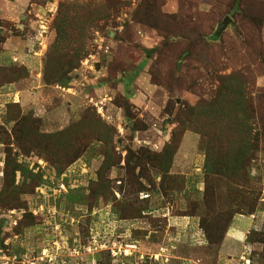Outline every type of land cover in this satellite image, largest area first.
Instances as JSON below:
<instances>
[{"label":"rangeland","instance_id":"1","mask_svg":"<svg viewBox=\"0 0 264 264\" xmlns=\"http://www.w3.org/2000/svg\"><path fill=\"white\" fill-rule=\"evenodd\" d=\"M74 1L105 5L110 19L89 29L88 54L68 85H48L56 21ZM8 38L30 44L38 60L30 69L0 59V85L9 91L20 79L11 88L18 98L0 92V264H264L263 144L247 182L232 183L206 171L207 154L223 151L218 142L183 135L176 123L185 107L214 99L219 76L232 73L264 116V0H0V57ZM203 50L208 66L195 62ZM17 99L20 108L11 106ZM88 111L117 131L119 162L103 196L104 143L82 129L74 144L86 152L68 165V153L40 136L77 125ZM173 138L166 175L158 168ZM211 210L241 213L220 247L201 229Z\"/></svg>","mask_w":264,"mask_h":264},{"label":"trees","instance_id":"2","mask_svg":"<svg viewBox=\"0 0 264 264\" xmlns=\"http://www.w3.org/2000/svg\"><path fill=\"white\" fill-rule=\"evenodd\" d=\"M91 7L92 5L88 3L77 1L63 5L56 21L58 43L53 45L46 59L45 69L47 72L44 74L46 84L60 85L65 83L68 85L71 81L70 75L80 66L88 54L87 35L89 29L99 20L110 19L107 16L109 10L107 6ZM77 30L80 35H74ZM77 44L79 46H76ZM203 52L204 50L200 51L195 62L200 65L205 63L206 65H204L208 66L211 64L210 59L207 58L208 52L205 51V55ZM188 55L190 53L185 52L181 60L186 59ZM6 68L7 66L0 65V72H7L5 71ZM17 80H12L11 83H18ZM219 83L214 99L201 102L194 107H185L181 111V117L176 121L177 129L181 130L183 135L193 130L204 138H212L214 142H218L217 146L223 149L220 153L215 152L214 158H212L211 151L207 154L206 171L209 175L224 177L232 183L236 181L246 183L251 163L255 159V153L260 149L261 144L264 146V116L259 104L256 105L253 94L249 93L248 83L242 76L235 73L219 76ZM5 86L6 84H2L0 88ZM177 87L182 88L181 85H177ZM11 106L20 108L17 103L11 104ZM130 107L131 104L124 105L126 112H129ZM90 116L91 112L88 111L77 125L58 133L41 134L40 136L48 142L47 146L53 145L68 153V165H72L80 159L87 149L85 145L74 144L75 135L89 130L91 136L104 143L106 145L105 160L98 174L100 185L99 189L96 190L98 195L103 196L102 192L109 184V181L105 180V176L119 162L114 146L117 131L102 121L95 122ZM213 121L215 124L212 123ZM218 121L221 124H217ZM215 131L221 135L218 140H216ZM24 139H29L27 133L23 134ZM16 140L18 143L20 138L17 136ZM174 145L176 144L173 138V144L166 148L161 157L164 167L158 168L166 175H170L177 153L178 148H175ZM144 156L145 154L142 153L141 157ZM255 211L256 207L253 204L249 210V215H253ZM210 214L209 217L201 221V229L204 231L210 246L220 247L235 215L241 213H222L211 210ZM184 216L190 217L189 215ZM122 217L127 219L124 213H122Z\"/></svg>","mask_w":264,"mask_h":264},{"label":"crops","instance_id":"3","mask_svg":"<svg viewBox=\"0 0 264 264\" xmlns=\"http://www.w3.org/2000/svg\"><path fill=\"white\" fill-rule=\"evenodd\" d=\"M29 40H31V39H29ZM34 40V39H33ZM25 42H18V41H16V42H13L12 41V38H8L5 42H4V49H3V53H2V56L0 57V59L6 64V62H5V60H8V63L9 62H11L10 60L11 59H20V60H24L23 61V66H25L26 68L28 67V68H30L31 69V67H32V63H34V62H37V60H38V58H37V51L34 49V47H31V45L30 44H27L28 46L26 47V45L24 44ZM27 43V42H26ZM8 45H11V46H9L8 47ZM24 48L25 49H28L27 51H25V52H27V54L29 55H27V54H24ZM21 49H23V50H21ZM18 50H20L19 52H18ZM10 64V63H9ZM0 65H3V66H6V65H4V64H0ZM16 86V83L15 84H10L9 85V87H10V89L11 88H14ZM9 89V91H7L8 90V86H5V87H3V88H0V92H2L1 90H4L5 92L4 93H6L7 95H10V93L11 94H13L15 97L14 98H18V95H19V93L20 92H18L17 94L16 93H14V91L11 89L10 90ZM8 92V93H7ZM5 95V94H4ZM2 96V95H1ZM6 96V95H5ZM18 100V99H17ZM15 103H17V104H19L20 103V101L18 100V101H15Z\"/></svg>","mask_w":264,"mask_h":264},{"label":"water","instance_id":"4","mask_svg":"<svg viewBox=\"0 0 264 264\" xmlns=\"http://www.w3.org/2000/svg\"><path fill=\"white\" fill-rule=\"evenodd\" d=\"M231 23H232V20L229 17H227L224 20V22L220 25V28L218 30V35H221L225 31V29L228 27V25Z\"/></svg>","mask_w":264,"mask_h":264},{"label":"built area","instance_id":"5","mask_svg":"<svg viewBox=\"0 0 264 264\" xmlns=\"http://www.w3.org/2000/svg\"><path fill=\"white\" fill-rule=\"evenodd\" d=\"M43 28V27H42ZM43 31V30H42ZM42 36V35H41Z\"/></svg>","mask_w":264,"mask_h":264}]
</instances>
